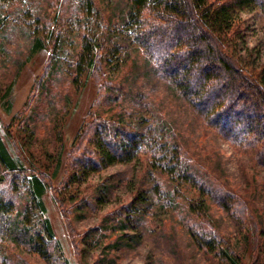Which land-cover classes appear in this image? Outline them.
Here are the masks:
<instances>
[{"label": "rangeland", "instance_id": "obj_1", "mask_svg": "<svg viewBox=\"0 0 264 264\" xmlns=\"http://www.w3.org/2000/svg\"><path fill=\"white\" fill-rule=\"evenodd\" d=\"M129 11L128 0H0V137L19 166L18 191L4 187L14 203L5 220L21 233L17 242L0 241V264H228L192 235L191 222L203 217L238 264H264V168L250 149L206 127L158 76ZM99 32L104 62L77 76L82 37ZM36 38L45 46L32 52ZM230 39L247 68L264 66L263 13H240ZM95 118L154 134L168 158L178 149L183 171L244 202V220L223 211L210 189L152 167L146 156L71 182L75 149L87 145ZM33 175L46 184L44 213L24 191ZM43 218L59 247L49 263L29 246Z\"/></svg>", "mask_w": 264, "mask_h": 264}, {"label": "trees", "instance_id": "obj_2", "mask_svg": "<svg viewBox=\"0 0 264 264\" xmlns=\"http://www.w3.org/2000/svg\"><path fill=\"white\" fill-rule=\"evenodd\" d=\"M128 1L127 18L135 29L139 47L153 61L158 76L175 87L184 101L202 117L206 127L233 146L250 149L253 162L264 168V66L247 68L232 51L230 39L239 14L252 10L264 14V0ZM103 37L100 32L92 39L86 35L82 37L81 53L75 66L77 76L87 68L94 69L97 62H104ZM44 46L43 40L36 38L32 52ZM85 138L87 145L83 148L77 145L75 149L77 154L73 162L78 169L71 174V182H75L78 173L87 176L146 156L152 167L177 175L201 191L210 189L223 211L244 220L243 201L225 187L211 188V183L212 186L183 171L178 149L172 147L174 154L172 159L168 158V150L157 142L154 134L95 118L88 124ZM18 172V162L8 153L0 137V241L17 242L21 235L18 232L13 235L17 227L5 220L14 211V203L4 187L8 183L11 193L18 191L12 181ZM24 180V191L31 195L36 209L44 213L45 182L36 175ZM191 223L190 230L201 248L228 264H238L230 248L222 249V237L204 217ZM24 226L23 222L21 228ZM41 228L42 232L30 237L29 246L49 263L54 260L53 251L59 252V247L48 219H41ZM62 264L67 263L63 261Z\"/></svg>", "mask_w": 264, "mask_h": 264}]
</instances>
